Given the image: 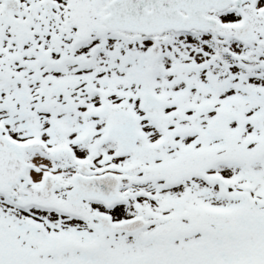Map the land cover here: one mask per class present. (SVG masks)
<instances>
[{
  "label": "snow or ice",
  "instance_id": "obj_1",
  "mask_svg": "<svg viewBox=\"0 0 264 264\" xmlns=\"http://www.w3.org/2000/svg\"><path fill=\"white\" fill-rule=\"evenodd\" d=\"M0 264H264V0H0Z\"/></svg>",
  "mask_w": 264,
  "mask_h": 264
}]
</instances>
